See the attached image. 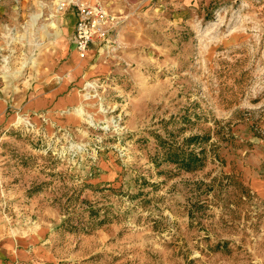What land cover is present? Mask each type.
I'll return each mask as SVG.
<instances>
[{"label": "rangeland", "instance_id": "rangeland-1", "mask_svg": "<svg viewBox=\"0 0 264 264\" xmlns=\"http://www.w3.org/2000/svg\"><path fill=\"white\" fill-rule=\"evenodd\" d=\"M72 1L0 0V264H264V0Z\"/></svg>", "mask_w": 264, "mask_h": 264}, {"label": "built area", "instance_id": "built-area-1", "mask_svg": "<svg viewBox=\"0 0 264 264\" xmlns=\"http://www.w3.org/2000/svg\"><path fill=\"white\" fill-rule=\"evenodd\" d=\"M76 7L77 20L73 30V45L76 54L85 58L93 42L108 41L118 27L117 17L98 2L72 1ZM65 2L57 5L63 9Z\"/></svg>", "mask_w": 264, "mask_h": 264}, {"label": "trees", "instance_id": "trees-1", "mask_svg": "<svg viewBox=\"0 0 264 264\" xmlns=\"http://www.w3.org/2000/svg\"><path fill=\"white\" fill-rule=\"evenodd\" d=\"M202 138L198 135L187 137L184 139L182 147L169 144L163 152V158L186 171L200 168L204 162V151L202 148L197 150L190 145L201 143Z\"/></svg>", "mask_w": 264, "mask_h": 264}, {"label": "crops", "instance_id": "crops-1", "mask_svg": "<svg viewBox=\"0 0 264 264\" xmlns=\"http://www.w3.org/2000/svg\"><path fill=\"white\" fill-rule=\"evenodd\" d=\"M88 2H90L89 0H86ZM73 30H74V26H73ZM73 33V31H72ZM70 43H71V48L74 52V54H76V51L74 49V45H73V34L72 36L70 37ZM94 45H98L97 42H93L91 44L90 47L94 46ZM91 49V48H90ZM89 49V51H90ZM85 60V59H84ZM64 88V84L61 83L60 85L58 86H49L46 90H42L38 97H37V100H34L32 103H35L36 107H40V108H46V107H50L53 103H56L58 102V92L63 90Z\"/></svg>", "mask_w": 264, "mask_h": 264}]
</instances>
